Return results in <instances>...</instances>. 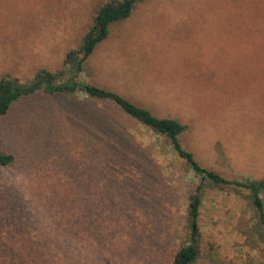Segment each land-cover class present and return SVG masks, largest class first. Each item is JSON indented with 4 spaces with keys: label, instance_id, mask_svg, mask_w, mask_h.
Wrapping results in <instances>:
<instances>
[{
    "label": "rangeland",
    "instance_id": "obj_1",
    "mask_svg": "<svg viewBox=\"0 0 264 264\" xmlns=\"http://www.w3.org/2000/svg\"><path fill=\"white\" fill-rule=\"evenodd\" d=\"M104 1L0 0V78L60 69ZM78 79L178 120L203 168L264 178V0H146L111 25ZM0 151L15 158L0 167V264H172L187 243L198 178L110 103L22 98L0 117ZM201 197L197 264H264L247 192ZM69 235L80 239L63 247Z\"/></svg>",
    "mask_w": 264,
    "mask_h": 264
},
{
    "label": "trees",
    "instance_id": "obj_2",
    "mask_svg": "<svg viewBox=\"0 0 264 264\" xmlns=\"http://www.w3.org/2000/svg\"><path fill=\"white\" fill-rule=\"evenodd\" d=\"M146 0H105L95 11L92 22L76 48L64 56L62 66L57 71L38 69L33 78L25 83L7 76L0 78V117L6 116L13 103L36 92L52 94H83L90 101L110 103L119 113L132 119L154 135L164 137L175 155L184 162L186 169L198 178V183L187 200L185 221L188 232L187 243L180 245L173 255L172 264H197L201 256V231L198 224L202 207V191H225L226 189L247 192L249 206L257 214V223L264 229V178L229 180L219 173L203 168L181 144L180 137L187 127L178 120L159 118L148 109L126 99L120 94L90 83L80 81L79 74L88 57L96 47L108 38L112 24L129 19L132 12ZM15 158L0 151V167H10ZM64 239L63 247L69 239ZM68 238V239H67ZM80 238H76L78 241ZM52 239H47L50 243ZM45 244L46 240L44 239Z\"/></svg>",
    "mask_w": 264,
    "mask_h": 264
}]
</instances>
